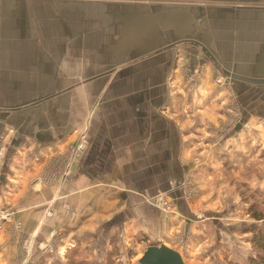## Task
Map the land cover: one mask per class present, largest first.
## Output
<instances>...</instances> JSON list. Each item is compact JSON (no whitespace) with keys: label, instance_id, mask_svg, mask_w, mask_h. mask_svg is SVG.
I'll return each instance as SVG.
<instances>
[{"label":"crops","instance_id":"crops-1","mask_svg":"<svg viewBox=\"0 0 264 264\" xmlns=\"http://www.w3.org/2000/svg\"><path fill=\"white\" fill-rule=\"evenodd\" d=\"M43 1L64 2L60 13H45L65 18L63 29L76 16L88 23L73 25L84 34L68 39L61 57L46 53L16 72L41 81L33 94L46 99L0 107V209L13 212L10 229L0 231V264H118L114 255L141 240L180 254L181 238L193 253L203 249L209 239L198 230L206 226L195 217L222 207L223 158L234 142H219L209 129L220 107L214 96L223 95L210 60L226 65L222 53L200 55L218 53L213 31L200 25L207 9ZM31 10L40 9L25 14H38ZM194 189L197 197L187 194ZM160 196L173 211L156 206Z\"/></svg>","mask_w":264,"mask_h":264},{"label":"rangeland","instance_id":"rangeland-1","mask_svg":"<svg viewBox=\"0 0 264 264\" xmlns=\"http://www.w3.org/2000/svg\"><path fill=\"white\" fill-rule=\"evenodd\" d=\"M56 2L24 0L8 3L0 0V107L25 106L46 99L43 95L33 94L38 91L41 81L18 79L16 72L23 67L29 68L32 59L45 57L46 53L61 57L68 39L80 38L78 35L84 34L72 28L74 24L88 23L87 17L76 16V23L71 21L63 29L61 22L65 18L54 12L58 9L60 13L64 2ZM159 3L175 7L198 4L207 9L200 25L204 23L208 26L207 32L208 29L213 31L216 38L212 45H215L218 55L212 49L207 51L203 48L200 55L209 58L211 52L214 57L221 58L219 55L222 53L224 68H228L225 70L221 64L210 60L217 69L214 87L219 88L223 95L214 96L220 107L215 113L217 121L209 129L210 132L213 131L211 127L214 129V139L219 142L226 137L234 141L229 156L223 158V166L228 173L223 172L222 186L228 181L229 189L218 193L222 197V207L209 212L208 216L195 217L197 222L205 223L206 228L201 227L198 233L209 241L194 253L193 249H187L183 238L177 245L183 250L181 254L185 264H249L250 259L260 253V248L252 243L254 232L264 230V84L257 85L241 78L264 83V0H166ZM240 3L243 5H238ZM37 8L40 9L35 10L37 15L25 14L27 10ZM50 8L54 16L45 15ZM189 25L192 24L189 22ZM205 36L201 34L199 39H205ZM220 44L226 48L220 49ZM218 75L224 77L223 84H217ZM237 142H241V146ZM194 162L201 168L206 160L198 155ZM187 194L197 197L198 191L194 189ZM166 201L170 202L168 198ZM160 209L173 211L171 207ZM10 224L4 231L10 229ZM16 225L13 227L22 229V224L20 229ZM27 240L23 241V248L30 253L34 244L27 249L24 245ZM146 242L141 240L140 248L133 244L126 253L119 251L114 255L117 257L113 263L140 264V256L142 258L150 247ZM101 254L99 259L102 260L103 250ZM111 260L109 258L112 264Z\"/></svg>","mask_w":264,"mask_h":264},{"label":"water","instance_id":"water-1","mask_svg":"<svg viewBox=\"0 0 264 264\" xmlns=\"http://www.w3.org/2000/svg\"><path fill=\"white\" fill-rule=\"evenodd\" d=\"M166 1V0H147ZM140 264H185L183 256L166 245L150 246L140 260Z\"/></svg>","mask_w":264,"mask_h":264},{"label":"built area","instance_id":"built-area-1","mask_svg":"<svg viewBox=\"0 0 264 264\" xmlns=\"http://www.w3.org/2000/svg\"><path fill=\"white\" fill-rule=\"evenodd\" d=\"M223 80L224 77H220V75L217 78V84H223ZM84 149V145L80 144L79 146H77L76 150H83ZM155 204L159 207V208H166V207H172L171 202L166 201V198L164 196H160L155 200ZM12 215L13 212L10 209H6V208H2L0 209V231H3L5 229V226L9 223H12ZM52 213L49 212L47 213V217L51 216ZM16 227L18 229L21 228V224L17 223ZM31 241L27 240V242H25V247H27V249L31 248Z\"/></svg>","mask_w":264,"mask_h":264},{"label":"trees","instance_id":"trees-1","mask_svg":"<svg viewBox=\"0 0 264 264\" xmlns=\"http://www.w3.org/2000/svg\"><path fill=\"white\" fill-rule=\"evenodd\" d=\"M252 243L260 248V253L255 258H251L249 264H264V230L254 232Z\"/></svg>","mask_w":264,"mask_h":264}]
</instances>
